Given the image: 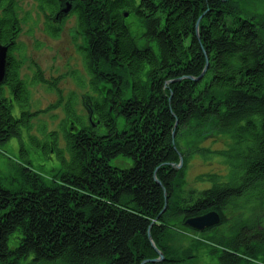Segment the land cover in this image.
Here are the masks:
<instances>
[{"label":"trees","instance_id":"1","mask_svg":"<svg viewBox=\"0 0 264 264\" xmlns=\"http://www.w3.org/2000/svg\"><path fill=\"white\" fill-rule=\"evenodd\" d=\"M125 7L144 27V48L124 27L119 10ZM225 8L227 0L82 1L83 63L94 91L87 109L103 131L68 104L62 132L70 160L64 169L46 183L26 162L19 169L21 188L11 191L0 183V264H19L28 255L36 264H139L157 257L148 228L165 257L157 264H182L193 254L171 248L174 231L168 221L183 224L186 217L215 210L221 224L222 209L239 202L250 207L249 222L225 246L219 241L225 249L218 260L242 264L260 258L264 264V20L259 31L247 21L232 30L224 13H215L200 30L202 43L194 38L200 11ZM9 24L0 21L2 39ZM154 41L159 57L148 46ZM7 59L0 85V144L18 137L38 114L29 109L17 63ZM201 72L197 80L187 78ZM104 81L109 89L103 91L98 85ZM183 130L195 140L227 135V141L216 149L193 147L208 160L216 156L221 165L204 173L209 186L175 197L184 167L175 164L190 154L189 144L180 146L187 136ZM48 134L56 137L55 131ZM119 155L132 165H113ZM14 234L18 242L9 247Z\"/></svg>","mask_w":264,"mask_h":264},{"label":"rangeland","instance_id":"2","mask_svg":"<svg viewBox=\"0 0 264 264\" xmlns=\"http://www.w3.org/2000/svg\"><path fill=\"white\" fill-rule=\"evenodd\" d=\"M82 1L0 0V21L8 19L10 23L5 29L8 32L5 39H2L0 30V50L5 52L6 64L7 58L10 57L17 63L19 76L25 80L28 88L29 109L38 110L29 128H22L18 137L13 136L0 144V183L8 190L16 191L23 186L19 169L26 162L30 163L46 183H51L52 178L69 163L70 155L62 132V120L66 116L68 104L86 120L88 96H94V91L83 63L86 34L80 24L79 6ZM139 1L134 0L135 5H138ZM227 1L228 11L226 8L215 9L207 14L209 9H204L197 14L193 27L194 38L199 42L202 43L201 28L208 25L212 17L217 15L215 13H224L225 25L229 29H237L239 24L245 21L249 22L255 31L262 29L259 22L264 20V0ZM129 9H120V15L125 25L123 26L139 47L145 42L141 36L144 27ZM230 10L237 18L231 16ZM187 40V44H190V37ZM148 46L155 57H159V45L154 41ZM38 74L48 82L39 80ZM105 82L98 85L103 91L109 89ZM8 90L9 87H4L6 96H9ZM12 113L14 116L19 115L20 111L16 105H13ZM116 121L120 129L122 120L119 117ZM51 131L56 132V137L48 134ZM97 131H103V128L98 126ZM182 132H186L187 136L186 140H181L180 146L185 148L189 144L187 147L190 154L187 160L181 157V162L179 160L175 164L177 169L184 166L183 175L174 190L175 197L188 193L195 195L205 186H209L210 181L206 180L204 173L215 170L219 164L216 156L208 160L194 152L193 147L216 149L223 147L227 141V135L203 136L195 140L189 136L187 130ZM31 136L40 142L35 144L31 141ZM112 164L127 168L132 165V160L119 155L112 160ZM250 212V207L243 202L227 205L222 209L223 223L203 231L188 228L180 221H168L172 226L171 231H174L168 243L178 254L190 249L192 258H187L182 264H220L217 255L223 246L219 241L224 242L225 246V243L234 238L238 229L249 222L247 220L250 219ZM16 236L17 234H14L9 237V247L17 244ZM31 257L26 256L19 264H36ZM261 262L260 258H254L242 264Z\"/></svg>","mask_w":264,"mask_h":264},{"label":"water","instance_id":"3","mask_svg":"<svg viewBox=\"0 0 264 264\" xmlns=\"http://www.w3.org/2000/svg\"><path fill=\"white\" fill-rule=\"evenodd\" d=\"M4 55H5V52H3V50H0V85L4 83L5 77H6V59H4ZM202 76H203V73L201 72L197 77L188 76L187 78L190 80H197L198 78H201ZM177 80L179 79H176L173 81H177ZM179 160L181 162V157L179 158ZM165 207H166V204L164 205L161 212L164 211ZM219 222H220V217H219V214L215 210H210L200 215L190 216L184 220L185 225L192 227L196 230H203L204 228L214 226L218 224ZM147 238L151 246L156 251L157 257L143 259L139 264H144V263H149V262L159 263L163 261L164 255L156 247L155 243L153 242L150 232H149V228L147 229Z\"/></svg>","mask_w":264,"mask_h":264},{"label":"bare ground","instance_id":"4","mask_svg":"<svg viewBox=\"0 0 264 264\" xmlns=\"http://www.w3.org/2000/svg\"><path fill=\"white\" fill-rule=\"evenodd\" d=\"M139 39V38H138ZM136 43V42H135ZM84 46L86 47L87 46V43H86V41L84 42ZM140 48H144V47H146V46H144V45H140L139 46Z\"/></svg>","mask_w":264,"mask_h":264},{"label":"flooded vegetation","instance_id":"5","mask_svg":"<svg viewBox=\"0 0 264 264\" xmlns=\"http://www.w3.org/2000/svg\"><path fill=\"white\" fill-rule=\"evenodd\" d=\"M11 60H12V59H11ZM215 227H216V226H214V227H210V228H212V229H213V228H215Z\"/></svg>","mask_w":264,"mask_h":264}]
</instances>
